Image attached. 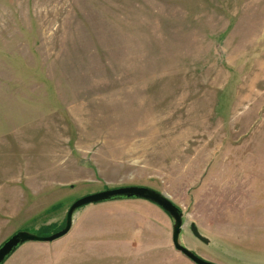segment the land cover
<instances>
[{"label": "rangeland", "instance_id": "rangeland-1", "mask_svg": "<svg viewBox=\"0 0 264 264\" xmlns=\"http://www.w3.org/2000/svg\"><path fill=\"white\" fill-rule=\"evenodd\" d=\"M127 186L206 261L264 264V0H0V246ZM80 215L5 264H193L144 204Z\"/></svg>", "mask_w": 264, "mask_h": 264}, {"label": "water", "instance_id": "water-1", "mask_svg": "<svg viewBox=\"0 0 264 264\" xmlns=\"http://www.w3.org/2000/svg\"><path fill=\"white\" fill-rule=\"evenodd\" d=\"M143 200L154 204L163 210L172 220V242L176 251L184 255L193 264H214L206 261L195 251L182 244L185 226V215L182 209L165 194L144 186L118 187L89 194L74 201L70 206L65 227L49 236H40L38 231L24 229L16 232L0 246V264H5L13 254L28 243H54L66 237L75 225L81 212L89 207L103 203ZM190 230L195 238L208 245L210 240L203 236L195 223H191Z\"/></svg>", "mask_w": 264, "mask_h": 264}, {"label": "crops", "instance_id": "crops-1", "mask_svg": "<svg viewBox=\"0 0 264 264\" xmlns=\"http://www.w3.org/2000/svg\"><path fill=\"white\" fill-rule=\"evenodd\" d=\"M118 204V203H121V204H144L146 205L147 207H149V209L154 212L157 216L163 218V219H166L167 221H169V216L163 211L161 210L159 207L155 206L154 204H151L149 202H146V201H143V200H127V201H117V202H109V203H103V204H98V205H107V204ZM97 206V205H95ZM155 209L158 210L160 213H157L155 212ZM141 218H145L146 219V223H148L149 225L153 226V225H157V222L155 221L154 217H147L145 215H139ZM81 218V215H79L75 225L73 226L72 230L75 228L76 224L78 223V221L80 220ZM71 230V231H72ZM172 231H173V228H172ZM71 233V232H70ZM69 233V234H70ZM68 234V235H69Z\"/></svg>", "mask_w": 264, "mask_h": 264}, {"label": "trees", "instance_id": "trees-1", "mask_svg": "<svg viewBox=\"0 0 264 264\" xmlns=\"http://www.w3.org/2000/svg\"><path fill=\"white\" fill-rule=\"evenodd\" d=\"M64 227H65V224L60 229H57L55 226H46V227L41 228L38 231V234L40 236H49L55 232H58L59 230L63 229Z\"/></svg>", "mask_w": 264, "mask_h": 264}]
</instances>
